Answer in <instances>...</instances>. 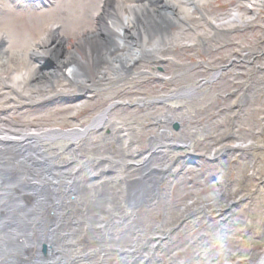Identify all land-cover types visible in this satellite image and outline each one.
Listing matches in <instances>:
<instances>
[{"label":"bare ground","instance_id":"obj_1","mask_svg":"<svg viewBox=\"0 0 264 264\" xmlns=\"http://www.w3.org/2000/svg\"><path fill=\"white\" fill-rule=\"evenodd\" d=\"M50 1L52 0H28L35 6ZM155 1L106 0V7L97 9L91 17L74 18L71 13L66 19L54 20L47 27V31L39 33L37 38L27 33L22 37L9 25L0 26V80L3 86V89H0V264H52V258L39 256L42 245L49 251H54V248L61 251L62 264H67L71 256L69 251H74L75 242L65 233H75L76 236L95 243V247L90 249L92 251L86 250L82 254L71 256L79 262H85L83 259H87L90 252L102 256L111 250L118 264H142L138 256L131 257L140 253L143 260H148L156 253L155 247L169 234L166 232L171 230L170 222L166 221L169 216L167 207L164 209L163 224L158 222L159 226L150 236L143 230H138L130 240L121 242L117 240V233L112 229V226H118L121 220H126L129 211L132 212L130 216L136 215L138 209L130 208L127 202L128 182L138 176L139 169L135 165L143 163L144 160L142 162L131 159L121 152L119 155L108 153L104 160L91 158L82 162L73 159L74 162L70 165L62 163L66 158L62 160L61 150H71L79 140L92 132L99 134L101 141L112 142L113 136L105 135V131L109 130L111 125L109 113L113 104L95 116L87 126L78 125L71 129L16 119L27 109H35L26 108L24 102L37 105L50 98L54 91L77 93L76 101L87 99V96L103 83L120 81L119 79L131 72L135 73V68L142 69L141 63L146 60H160L178 47L190 48L197 43L199 35L211 36L215 30L237 32L239 28L248 29L255 24L257 16L264 10V0H239L238 5L227 13L219 14L207 9L214 0H159L155 3L160 4L157 8ZM110 2L112 4L109 8ZM193 10L205 21L203 27L192 23L195 18ZM257 54L264 55V39L258 53L249 52L245 57L235 58L232 63H245L249 57L253 58L254 63ZM52 56L55 57L56 63L51 64V70L46 71L44 63ZM256 65L258 83L253 82L252 88L241 92L238 99V105L242 108L241 123H236L231 134L228 133L229 130L217 133V138L222 141L219 147L192 150L193 138L190 137L189 131L194 132L196 128L188 129L186 122L181 119L182 114H176V111L187 110L184 102L197 95L198 89H194L195 94L191 93L193 89L187 87L151 100L138 101L140 104H152L157 101L165 107L168 102L182 101L179 103L181 107H176L175 112L168 106L164 112L152 115V126L156 127V133L150 136L148 146L154 153L149 151L144 156L145 160H149V166L156 168L154 172H162L166 167L170 169L178 158L186 155L219 160L228 158L232 152H242L251 167L252 176L259 177L261 187H264L263 164L256 162L254 157V151L259 148L258 139L264 136V103L259 102L261 89H264V61L256 62ZM228 68L229 66L219 64L217 71L211 72L212 81ZM208 81L209 78L200 79L199 84ZM177 93L179 94L174 97ZM190 94L192 95L188 98L174 100L180 95ZM74 105L76 111L82 104ZM75 113L73 111L72 115ZM253 113H258V120L255 122L250 121ZM167 115H171V120L181 122V130L175 136L170 130V119L166 120ZM81 136L82 138L76 141ZM247 152L250 153L246 154ZM105 160H109L110 164L101 168L105 172L113 171L117 175L116 180L124 185L116 188H109L107 183L98 185L96 192L99 198L102 197L103 203L99 209L92 208L98 215L97 220L90 225L91 221L87 219L84 221L85 227L74 231L73 227L69 228L68 210L71 205L69 206L68 197L63 198V194L68 186L72 185L69 181L73 177L78 179L76 167L86 163H89L86 167L100 163V168ZM99 171L100 169H97V172ZM222 172L213 176L216 189L201 198L194 196L182 207L188 214L191 211H200L203 220L217 221L220 229L219 238L209 246L210 251L196 254L195 260H204L202 264H264V203L255 196L258 192L246 199V189L238 182L227 181L228 175L224 170ZM86 173L96 174L94 171ZM170 184L171 182L166 186L163 184V191L169 192ZM87 185L91 186L85 182L84 186ZM85 187L84 189L87 188ZM106 189L109 192L106 197L108 202L104 200ZM130 191L131 187L129 193ZM83 194L78 191V198L71 204L75 205ZM115 196L118 197L114 200ZM59 199L60 205L62 204L60 223L66 219L67 224L60 227L59 223L60 228L57 229H63L64 234L54 236L52 229L58 225L57 218L54 219L55 202ZM157 203L154 207L144 209L152 211L156 209ZM251 207L260 209V225L253 220L259 228L250 227V213H254ZM111 216L112 222L107 223L106 218ZM103 223L107 225L101 227ZM211 228L212 226H209V230ZM246 233H255V236L250 240ZM153 237L156 238L152 242ZM214 237L216 236L209 231L202 235L203 239ZM244 247L247 249L244 250ZM175 261V258L170 260L172 264Z\"/></svg>","mask_w":264,"mask_h":264},{"label":"rangeland","instance_id":"obj_2","mask_svg":"<svg viewBox=\"0 0 264 264\" xmlns=\"http://www.w3.org/2000/svg\"><path fill=\"white\" fill-rule=\"evenodd\" d=\"M105 1L52 0L49 3L35 6L26 0H0V26L9 25L16 34L22 37L27 33L37 38L39 33L47 31V27L54 20L66 19L71 13L74 18L80 16L91 17L97 9L106 7L107 2ZM158 1L156 0L154 5ZM238 3L239 0H214L207 6V9L214 14L227 13ZM159 6L160 4L157 3L155 8ZM193 12L195 18L192 19V23L197 27H203L205 21L197 15L196 10H193ZM239 29L237 32L234 30L231 32L215 30L211 36L199 35L197 43L190 48L178 47L169 51L160 60H146L141 63L142 69L140 67L135 68L133 70L135 73L131 72L121 78L120 81L103 83L100 88L93 90L87 96V99L83 98L76 101L77 93H74V95L54 91L50 98L41 101L37 105L24 102L26 108L35 107V109H27L25 113L20 114L16 119L18 121L31 120L35 121L34 123L71 129L78 125L87 126L95 116L101 114L113 104V108L109 113L111 128L109 127V130L105 131V135L113 136L112 142L101 141L99 134L92 132L79 140L71 150H67V152L61 150L62 160L66 158L62 163L70 165L74 162L73 159L82 162L91 158L104 160V156L108 153L119 155L121 152L131 159L141 161L144 155L150 151L148 146L150 136L156 133V127L152 126L154 124L152 115L164 112L168 106L175 112L176 107H181L182 101L168 102L166 107L163 103L148 104L146 102L140 104L138 101L140 99L151 100L173 90L195 86L198 89V94L184 102V105L188 107L187 110L176 111V114L179 116L182 114L181 119L186 122L188 129L196 128L195 133L189 131L190 137L193 138H191L192 150L200 151L202 148L209 150L219 147L222 141L217 138V133L219 134L221 130H229L228 133L231 134L236 123H241L240 111L242 108L238 105L241 92L250 90L253 82L258 83L259 80L256 62H263L264 55L257 54V60L254 63L252 57H249L245 63H232V60L245 57V54L249 52L258 53L262 47L264 10L257 16L255 24L246 30ZM54 58L52 56L49 58L50 61L44 63V70H51L50 65L56 63ZM219 64L229 66V68L225 69L212 83L200 86V79L209 78L212 71H217ZM0 89H3L1 80ZM259 102L264 103V89H261ZM76 103L82 105L75 111L74 104ZM73 111L76 112L74 115H72ZM257 117L258 113H253L250 121H257ZM224 119L226 122H223ZM171 132L174 136L178 133V131L173 130ZM258 145L259 148L254 151V157L256 162L263 164L262 175L264 176V136L258 139ZM52 152L54 154V151ZM70 158H72V161H70ZM228 158H223L225 161L223 159L208 160L199 156V158L193 160L199 170L196 173L188 172L183 168L187 163L186 160L192 159L188 155L178 158L172 164L171 168H174L175 178L171 190L161 193L156 209H152V211L137 210L135 217L130 216L132 212L129 211V218L126 217V220H121L118 226H112L114 232L117 233V240L121 242L130 240L138 230H143L150 236L154 229L159 226L158 222L163 224L165 219L164 209L167 207V210H169L166 221L170 222L171 230L166 231L169 234L155 247L156 253L146 261L143 260V255H140V253L133 255L131 258L138 256L142 264H172L170 260L173 258L176 260L174 264L204 263V260L201 262L195 260L196 254L210 251V244L214 243L220 236L218 235L219 226H217V221L203 220L204 217H200V211L196 213L191 211L188 214L182 207L194 196L201 198L216 189L213 176L220 172L223 173V170L228 175L226 177L227 181H230V183L238 182L242 188L246 189L244 193L246 199L258 192L255 196L261 203H264V187H261L259 177L252 176L251 167L248 165L244 153L232 152L228 155ZM102 164L100 168H98L99 163L86 167V171L82 170L79 174L82 176V180L84 181L87 171H94L96 173L94 174L96 186L100 185L99 183H107L109 188L122 186L123 182L116 180L117 175L113 171L105 172L103 170L110 162L105 160ZM131 168L134 169L133 166ZM97 169H100V171L97 172ZM164 185L166 186V181ZM165 186H162V188ZM94 194H96V191ZM117 197L115 196L113 199L115 200ZM251 210H254V213H250V227L256 226L259 228L261 223L258 217L261 216L260 209L251 207ZM184 212H186L185 215ZM253 220L259 225H255ZM209 226H212L211 230H209ZM208 231L216 237L203 239L202 235H205ZM254 236L255 233H246V237L250 240ZM94 244L92 241H86L78 237L75 240L73 250L75 254H82L86 250L92 251L90 249L95 247ZM243 249L246 250L247 248L244 247ZM83 260L86 261L79 262L76 260L73 263L67 262V264H118L111 250L102 256L90 252L87 259ZM205 264L210 263L205 262Z\"/></svg>","mask_w":264,"mask_h":264},{"label":"water","instance_id":"obj_3","mask_svg":"<svg viewBox=\"0 0 264 264\" xmlns=\"http://www.w3.org/2000/svg\"><path fill=\"white\" fill-rule=\"evenodd\" d=\"M159 69L161 70V68H159ZM205 83H203V84H205ZM188 89H193L191 91V93L195 94L194 89H197V88L188 87ZM178 94L179 93L175 94L174 97L177 96ZM192 94L186 95V96L180 95V96H178V98H174V100L179 99V98H188ZM153 102L158 103L157 101H153ZM154 103H152V104H154ZM148 104H151V103L148 102ZM158 104H160V102ZM167 116L168 117H166L167 118L166 120H169L171 118V115H167ZM169 122L171 123V126L174 130L180 131V122L178 120L173 121L170 119V121H168V123ZM81 138H82V136L78 137L76 139V141H78ZM70 141H72V140H70ZM73 141H75V140H73ZM150 153H154L153 149L150 151ZM143 160H144V162H143ZM143 160H142L143 163L135 165L139 169L138 176L135 179L128 182L127 202L129 203L130 208L132 207V208H136L138 210L144 209L145 207L149 209V207H154L156 205L159 196L163 192L162 186L165 183V181L171 175V168L169 169L166 167L165 169H163L162 172H161V170L154 172L153 170L156 168H152L151 166H149V163H147V161H149V160H145V157ZM88 164L89 163H86L84 165L76 167L77 168L76 173H77L78 179H76V177H73L69 181V183L72 185L68 186L67 190L63 194V198L68 197L69 206L71 205V207H69V210H68L69 215H70L69 228L73 227L74 231L78 230L82 226L85 227L84 221H86L87 219H89L91 221L90 225H92L93 221L97 220V218H98V215L96 214V212L93 209H95V208L99 209L100 205H102V203H103L102 197L99 198L98 197L99 195H97V192H96V194H94V192L99 189V188L97 189V186L95 183L96 178L94 177V175L86 173V176H84V178H85L84 181L82 180V176L79 175L80 172H82V169L85 168ZM85 182L90 183L91 186L87 185L86 186L87 188H86L84 186ZM99 184H101V183H99ZM123 185H124V183H123ZM84 187L86 189H84ZM95 187H96V189H95ZM130 187H131V191L129 193ZM78 191H80L84 194L81 197H79V200L75 205H72L71 204L72 201H75L78 198V196H77ZM92 191H94V192H92ZM107 191L108 190L106 189V191L104 193L105 198L109 196V194H108L109 192H107ZM56 194L59 195V193H56ZM94 195H96V196H94ZM87 196H89V197H87ZM147 197H149V198L147 199ZM105 198H104V200H107V198L106 199ZM92 199H94V200H92ZM80 200H82V201H80ZM155 201H156V203H155ZM82 202L84 203V205H82ZM91 202H94V203H91ZM107 202H108V200H107ZM55 205H56V217H54V219L57 218L56 224L58 223V225L54 226V228L52 230L54 232V236H58L60 234H64L62 232L63 229L59 230V231H58V229L60 227L66 226L67 221H66V219H63L62 222L60 223V216H61L60 209H61V205H62V204L60 205V199L55 202ZM93 213H95V215H93ZM82 217H84V218H82ZM106 219L108 220L107 223L112 222V216L107 217ZM81 222H82V224H81ZM59 223L61 225L58 228ZM104 225L106 226L107 224L103 223L101 227H103ZM55 229H57V230L55 231ZM65 234H66V236H69L70 238H72L73 242H75L74 240H76V238L79 237L78 235L76 236L75 233L74 234L73 233H69V234L65 233ZM81 238H84V237H81ZM155 238L156 237L152 238V242ZM69 253L71 254V256L73 254L75 255V251H69ZM38 254L40 257L52 258V264H62V257L60 256L61 251H58L57 249L55 250V248H54V251H49L45 245H42L40 247V251L38 252ZM71 256L69 257L68 262L73 263L77 260V258H74Z\"/></svg>","mask_w":264,"mask_h":264},{"label":"flooded vegetation","instance_id":"obj_4","mask_svg":"<svg viewBox=\"0 0 264 264\" xmlns=\"http://www.w3.org/2000/svg\"><path fill=\"white\" fill-rule=\"evenodd\" d=\"M207 83H212L211 76L209 77V81H208V82H206L205 84H207ZM203 85H204V84H203ZM201 86H202V84H201Z\"/></svg>","mask_w":264,"mask_h":264}]
</instances>
